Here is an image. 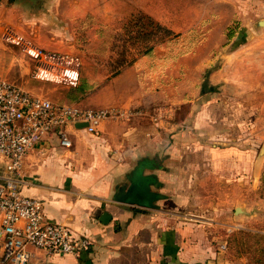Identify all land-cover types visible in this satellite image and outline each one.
<instances>
[{
  "label": "crops",
  "instance_id": "obj_1",
  "mask_svg": "<svg viewBox=\"0 0 264 264\" xmlns=\"http://www.w3.org/2000/svg\"><path fill=\"white\" fill-rule=\"evenodd\" d=\"M58 1L61 8L63 0ZM64 1H68L64 10L49 9L47 0L36 5L23 0L0 2V45L1 31L8 28L5 44L15 50L10 55V76L25 80L21 85L10 83L55 104L113 113L97 134L69 126V148L53 137L26 157L24 195L43 202L49 221L92 242L80 257L48 258L35 252L30 264H229L228 247L222 251L221 245L235 232L229 231L241 209V194L252 190L251 178L258 182L256 151L242 149L243 138L228 133L242 126L236 116L239 107L228 103L234 94L227 87L239 92L244 84L238 70H243L248 57L238 55L251 46H236L222 56L225 66L235 63L234 73L230 77L224 69L210 76L216 89L206 83L194 89L193 51L182 57L174 51L182 47V39L155 46L118 75H102L98 60L103 53L109 54L106 63L118 61L110 54L118 21L143 14L172 34L194 27L176 24L173 17L179 13L172 7L176 0H105L104 11H96L98 0ZM212 1L218 8L232 4L243 27L237 33L218 25L222 30L217 42L225 39V31L229 42L252 30L264 31L259 26L264 21V0ZM190 10L186 16L194 15L192 5ZM214 27L209 26L208 33ZM36 50L79 62L82 71L91 70L78 88H65L61 102L52 101L44 88L29 86L37 67ZM43 60L41 70L55 61ZM179 64L191 70H182ZM64 68L60 65L54 73L63 74Z\"/></svg>",
  "mask_w": 264,
  "mask_h": 264
},
{
  "label": "rangeland",
  "instance_id": "obj_2",
  "mask_svg": "<svg viewBox=\"0 0 264 264\" xmlns=\"http://www.w3.org/2000/svg\"><path fill=\"white\" fill-rule=\"evenodd\" d=\"M70 2L72 4L73 0ZM59 3L60 1L58 0H47L46 6L48 5L49 9H67L66 4L68 1H61V4L63 5V7L61 5V8L58 5ZM105 3V0H98L96 2V11H104L103 6ZM110 3H112V1H110ZM118 5L121 6V2H119ZM191 5L194 15L186 16L187 13L191 12ZM86 6L88 5L86 4ZM172 7L176 8L179 13L178 17H173L176 18V24L178 26L182 25L183 28L193 26L194 28L191 31L174 33L171 35L160 33L157 29L149 27L150 23L145 19H142L139 14H136L132 16L133 18H126L123 22L118 21L117 23H120V26L117 29L118 31L114 30L110 38L111 41L113 40L114 44L110 54L111 56H116L118 58L117 60L121 63L112 65V62L116 59H112V61L106 63L107 60H109V54L103 53L101 58L103 61H101V59L98 60V67L102 69V75L106 74L107 76H115L118 75L127 64L136 60L137 57L149 53L155 46L165 44L174 39H178L177 41L182 39V47L174 51L176 55L180 57L190 54L193 51L192 53L194 55L195 64L192 65L193 77L191 83L193 84L194 89L196 90L197 88H200L204 83L208 84L210 87L213 85L216 89L219 87L208 79L210 76L218 74L224 69H227L230 77H233L234 73L235 63L225 66L226 60L222 56H224L226 52L232 53L237 50L238 48H235L236 46H251L250 49H248L249 47L242 48L238 55L243 58L248 57V63L242 65L243 70L241 72L238 70V76L243 79L242 81L245 84L239 85V89H237L241 94L237 91L234 92L232 87H227L229 92L235 96L230 100L227 99V101L229 100L228 103L239 107V109L236 108V110L238 109L236 111V116H239V122L242 126V128H238V130L233 127L228 130V133L232 138L238 136L243 138H241L242 141L239 145L242 149L247 150L251 147L252 151H256L258 157V182H254L253 178H251L250 188H252V190L241 194V202L238 203V206L241 209H239L240 212L234 219L236 222L235 224H232L233 228L229 232L250 230L264 235V186H262V178L264 174V31L252 30L250 33L244 34L243 38L234 39L233 41L230 39L231 42L228 41V33L225 31V39H221L217 42L218 35L225 26H230L231 29L234 31L236 30L237 33H240V30L243 28L242 21H238V15L235 14L232 4L227 5L225 8H218L213 4L212 0H176ZM166 12H168V10ZM244 17L245 22H249L251 19L250 17H247V15ZM164 18L169 20L168 16H164ZM138 21H140V24H138ZM117 23L114 24L117 25ZM141 24L146 25L144 31H140L142 29L138 31L135 27L136 25ZM174 25L175 23H172V27H174ZM218 25H222L221 30L217 28ZM209 26H215L214 29L209 30L210 33H208L207 30ZM7 29L8 28L1 31V42L4 46L3 44L0 45V75L4 76L5 78L3 77V79L9 82L13 81L20 85L25 84V80L22 81L19 77L11 78L10 76V65L12 63L10 55H12L15 50H11L10 46L5 44L6 41L8 42V40H5V36L8 35ZM147 31L150 33L149 39H138V37H142L139 35L141 32ZM209 36L210 39H208ZM39 52H42V56L38 55ZM207 53H209L208 56ZM33 56L34 58L32 56L31 58L35 61L37 67L33 69L35 73L30 76L31 79L29 80V86L31 88H44L47 94L45 96L55 102H61L65 97L64 92L70 87L77 86L79 82H81L80 79L87 77L91 70V68H87L85 71H82L81 63L73 62L72 60H68V58L63 59V57H60L58 60V57H50L41 50H36V53ZM49 57L55 61H53L52 64H47L48 66L40 71L39 67L43 64L42 58H44L43 61H49ZM27 59L28 58H24V61ZM209 59L211 62L210 65L207 64ZM198 61H202L203 64H199ZM62 63H68V65ZM60 65L65 67L63 74L56 75V73H54L56 72L55 68ZM178 66L182 70H191L190 66L186 64H179ZM235 81H237V79ZM97 83L99 84L100 82ZM213 97H210L211 101L213 100ZM234 98H236V100H234ZM86 109L105 110L92 108ZM215 114H217V111H215ZM250 140L251 144L249 145ZM2 164L3 162L0 159V168L3 167ZM255 185H257L256 190L253 189V186ZM229 240L230 238L227 239L228 250L226 261L229 262V264H251L249 253H245V247H243V250L239 248L240 253L238 254L237 248H230ZM252 243L253 242L249 243V245H252Z\"/></svg>",
  "mask_w": 264,
  "mask_h": 264
},
{
  "label": "built area",
  "instance_id": "obj_3",
  "mask_svg": "<svg viewBox=\"0 0 264 264\" xmlns=\"http://www.w3.org/2000/svg\"><path fill=\"white\" fill-rule=\"evenodd\" d=\"M112 115L31 96L0 77V264H30L35 252L48 258L80 257L91 249L89 238L76 237L66 226L49 221L43 202L24 195L23 164L53 137L69 148V126L86 124L89 134H97L100 124ZM221 250H227L226 242Z\"/></svg>",
  "mask_w": 264,
  "mask_h": 264
},
{
  "label": "trees",
  "instance_id": "obj_4",
  "mask_svg": "<svg viewBox=\"0 0 264 264\" xmlns=\"http://www.w3.org/2000/svg\"><path fill=\"white\" fill-rule=\"evenodd\" d=\"M1 2V0H0ZM142 19H145L147 22L150 23L149 27L155 28L160 33H165L167 35H171L172 33L169 32L167 29L159 25L158 23H155L151 18L147 17L146 15L139 14ZM133 18V17H130ZM144 20V21H145ZM140 21H138V24ZM145 24L136 25L135 27L139 31H144ZM231 32H233L231 30ZM142 37H138V39L144 40L149 39L150 33L147 32H141L139 34ZM229 36H232V33L229 34ZM121 63L119 60L116 62V64ZM78 88V86H75ZM73 87V88H75ZM262 186H264V174L262 178ZM229 246L231 249H238V254L240 253V250H243V247H245V253H249V257L251 259V264H264V235L256 232H252L250 230H240L238 232H234L229 236ZM252 243V245H249V243Z\"/></svg>",
  "mask_w": 264,
  "mask_h": 264
},
{
  "label": "water",
  "instance_id": "obj_5",
  "mask_svg": "<svg viewBox=\"0 0 264 264\" xmlns=\"http://www.w3.org/2000/svg\"><path fill=\"white\" fill-rule=\"evenodd\" d=\"M12 1H14V0H12ZM23 1L30 2L32 5H36L37 3H39V0H23ZM259 26L264 27V21H261L259 23ZM86 126H87L86 124H81V123L77 124V128H79V129H83ZM107 218H108V216L104 215L103 218L101 219V221L105 223Z\"/></svg>",
  "mask_w": 264,
  "mask_h": 264
}]
</instances>
